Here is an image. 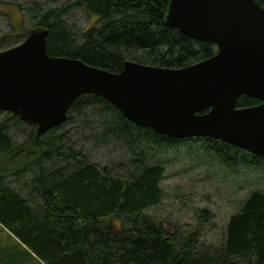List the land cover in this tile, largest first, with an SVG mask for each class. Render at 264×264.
Masks as SVG:
<instances>
[{
	"label": "trees",
	"instance_id": "trees-1",
	"mask_svg": "<svg viewBox=\"0 0 264 264\" xmlns=\"http://www.w3.org/2000/svg\"><path fill=\"white\" fill-rule=\"evenodd\" d=\"M167 3L0 0V50L43 27L49 56L115 73L126 61L177 69L211 57L212 43L164 24ZM258 103L241 96L237 107ZM35 128L0 110V226L15 242L0 243V264H264V191H252L229 217L219 247L206 245L197 225L180 229L145 213L164 199L165 168L150 162L157 152L196 142L225 168H254L264 178L263 158L220 140L140 127L94 94L74 100L62 124L40 136ZM200 212L197 220H209Z\"/></svg>",
	"mask_w": 264,
	"mask_h": 264
},
{
	"label": "water",
	"instance_id": "water-1",
	"mask_svg": "<svg viewBox=\"0 0 264 264\" xmlns=\"http://www.w3.org/2000/svg\"><path fill=\"white\" fill-rule=\"evenodd\" d=\"M164 24L212 43L215 53L177 69L126 61L115 73L49 56L48 31L36 27L0 50V110L34 124L40 136L66 120L74 100L94 94L140 127L220 140L264 159V5L168 0ZM241 96L260 103L237 107Z\"/></svg>",
	"mask_w": 264,
	"mask_h": 264
},
{
	"label": "rangeland",
	"instance_id": "rangeland-1",
	"mask_svg": "<svg viewBox=\"0 0 264 264\" xmlns=\"http://www.w3.org/2000/svg\"><path fill=\"white\" fill-rule=\"evenodd\" d=\"M9 4H24L27 0H5ZM6 11V6L3 8ZM0 15V30L5 28ZM118 158V156H115ZM98 164H105L107 156L97 154ZM151 163H161L165 173L160 181L163 201L145 210L156 222L183 229L197 225L202 229L206 245L219 247L229 217L243 205L254 190L264 191V178L254 168H225L213 157L205 156L199 143H185L150 157ZM204 213L209 220H197L196 213ZM13 238L0 226V243ZM27 249L24 245H22Z\"/></svg>",
	"mask_w": 264,
	"mask_h": 264
}]
</instances>
